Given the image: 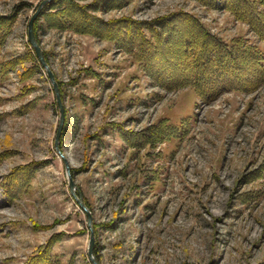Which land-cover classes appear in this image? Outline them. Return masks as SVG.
Returning a JSON list of instances; mask_svg holds the SVG:
<instances>
[{
  "label": "rangeland",
  "instance_id": "rangeland-1",
  "mask_svg": "<svg viewBox=\"0 0 264 264\" xmlns=\"http://www.w3.org/2000/svg\"><path fill=\"white\" fill-rule=\"evenodd\" d=\"M42 1L0 0V16L16 15L0 62L22 59L0 75V264H25L52 237L51 264H91L87 216L65 161L92 218L99 264H264V85L205 103L190 89L157 86L117 42L36 20L64 109L56 140L53 87L36 56L27 59V24ZM93 1L102 21L183 12L223 42L244 38L263 49L247 25L197 0L82 4ZM176 55L165 50L154 62ZM168 71L160 79H181ZM123 135L145 143L133 147ZM28 165L35 168L23 182Z\"/></svg>",
  "mask_w": 264,
  "mask_h": 264
},
{
  "label": "trees",
  "instance_id": "trees-1",
  "mask_svg": "<svg viewBox=\"0 0 264 264\" xmlns=\"http://www.w3.org/2000/svg\"><path fill=\"white\" fill-rule=\"evenodd\" d=\"M82 1L84 0H54L42 9L37 22L43 19V24L49 29L70 30L77 34L117 42L119 48L131 55L157 86L169 91L190 89L205 103L215 100L223 92L251 94L264 85V0H197L207 7H219L236 21L247 25L259 44L263 45L262 50L259 45L244 38L223 42L210 33L197 17L183 12H175L169 17L150 22L133 21L129 18L102 21L91 14L99 10L97 3L93 1L82 4ZM111 1L118 3L121 0ZM15 17L16 15L0 16V50L6 43ZM182 21L187 24L181 30L176 24ZM37 27L38 23H35L34 35L39 44ZM177 35L181 36L179 46H176ZM165 50L178 55L172 61L154 62L157 61L156 58H162ZM27 59L36 62L32 52ZM21 60L16 58L0 62V75L18 67ZM165 67L172 73L170 77L178 79L177 75L180 74L181 79L174 82L160 79L159 73ZM121 138L133 147L145 143L128 139L125 135ZM34 168L35 166L28 165L20 169L19 180H29ZM15 178V173L6 178L9 183L7 187L16 184L13 180L19 183ZM7 192L9 195V190ZM54 241L53 237L50 238L47 245L31 256L25 264H51L49 249Z\"/></svg>",
  "mask_w": 264,
  "mask_h": 264
},
{
  "label": "water",
  "instance_id": "water-1",
  "mask_svg": "<svg viewBox=\"0 0 264 264\" xmlns=\"http://www.w3.org/2000/svg\"><path fill=\"white\" fill-rule=\"evenodd\" d=\"M53 1L54 0H43L39 4L37 9L35 10L33 15L30 17V19L28 21V24H27V42L30 45V47L32 48L38 63L40 64L42 69L45 70L46 75H47V77L49 79V82L51 83V85L53 87V91L55 93L56 104H57V107L59 109V114H60L58 132H57V136H56V140H57V138H58V136L60 134V131L62 130L63 125H64V119H65V117H64V109H63V105L61 103L60 93H59V89H58L57 83L55 81V77H54L52 71L50 70V68H49V66H48V64L46 62V59L44 57V53L41 50V48H40L39 44L37 43V40H36V38L34 36V23H35V21L40 17V13H41L42 9L46 5L52 3ZM65 168H66V173H67V176H68L69 191H70L72 197L77 202V204L80 207V209L87 216V227H88V229L90 231V238H89V243H88L87 257H88V259H89L91 264H99L97 262V260H95L94 255H93L94 254V237H93V233H92V230H91V220H92L91 215L88 212V210H87L85 204L83 203L81 197L78 198L76 196V194L74 193L75 185H74V182H73L71 174H70V169H69L68 163L66 161H65Z\"/></svg>",
  "mask_w": 264,
  "mask_h": 264
},
{
  "label": "bare ground",
  "instance_id": "bare-ground-1",
  "mask_svg": "<svg viewBox=\"0 0 264 264\" xmlns=\"http://www.w3.org/2000/svg\"><path fill=\"white\" fill-rule=\"evenodd\" d=\"M172 74V73H171ZM184 79V78H183ZM180 81V80H179ZM236 84V83H235ZM14 179V178H13Z\"/></svg>",
  "mask_w": 264,
  "mask_h": 264
}]
</instances>
